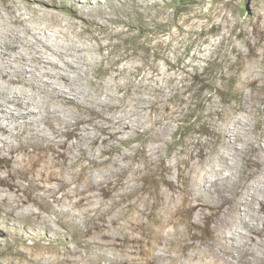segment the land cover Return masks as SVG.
Instances as JSON below:
<instances>
[{
  "label": "clouds",
  "instance_id": "9594fccd",
  "mask_svg": "<svg viewBox=\"0 0 264 264\" xmlns=\"http://www.w3.org/2000/svg\"><path fill=\"white\" fill-rule=\"evenodd\" d=\"M0 264H264V0H0Z\"/></svg>",
  "mask_w": 264,
  "mask_h": 264
},
{
  "label": "rangeland",
  "instance_id": "374dc122",
  "mask_svg": "<svg viewBox=\"0 0 264 264\" xmlns=\"http://www.w3.org/2000/svg\"><path fill=\"white\" fill-rule=\"evenodd\" d=\"M245 7L247 8V4L245 5Z\"/></svg>",
  "mask_w": 264,
  "mask_h": 264
}]
</instances>
